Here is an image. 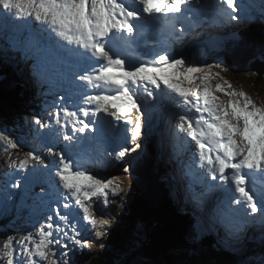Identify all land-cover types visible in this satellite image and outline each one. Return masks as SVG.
Instances as JSON below:
<instances>
[{
  "label": "snow or ice",
  "instance_id": "snow-or-ice-1",
  "mask_svg": "<svg viewBox=\"0 0 264 264\" xmlns=\"http://www.w3.org/2000/svg\"><path fill=\"white\" fill-rule=\"evenodd\" d=\"M0 18L4 25L25 22L22 31L8 34L4 53L31 61V74L42 84L52 82L54 71L67 85L60 103L68 100L75 108L53 106L46 116L37 114L28 121L37 136L46 130L66 143L58 153L54 146L46 148L53 158L47 164L34 150L24 152L18 162L21 175L3 194L12 200L17 192L8 188L22 189L23 198L35 196L41 202L58 195L48 201L51 214L38 228L19 239L5 237L0 264H69L64 259L68 252H57L62 240L81 251L91 247V241L77 238L80 222L92 229L106 225L96 216L97 202L107 205L124 193L120 177L101 176L94 169L119 163L141 148L145 105L182 109L177 135L184 133V143L194 145L206 191L225 187L233 193L217 205L213 226L234 239L249 228L264 234V103L213 71L222 64L186 63L170 50L171 40L205 22L264 25V0H0ZM181 21L187 29L176 28ZM151 35H163L165 47L149 50V42L157 43L148 41ZM214 78L230 89L215 85L227 101L215 95ZM119 142L131 147L108 151ZM0 143L6 150L20 147L4 132ZM192 199L202 206L199 196ZM201 227L198 218L194 228ZM62 247L68 249V244ZM244 264H264V245L259 254L246 255Z\"/></svg>",
  "mask_w": 264,
  "mask_h": 264
},
{
  "label": "rangeland",
  "instance_id": "rangeland-1",
  "mask_svg": "<svg viewBox=\"0 0 264 264\" xmlns=\"http://www.w3.org/2000/svg\"><path fill=\"white\" fill-rule=\"evenodd\" d=\"M20 23L22 21H19ZM12 23V22H11ZM10 23V24H11ZM28 23H32V21H28ZM9 25H6L7 27H10ZM260 24L259 22L252 24V25H248V24H244L242 23V27H244L243 29L246 30L247 33L244 32L243 29H241L242 27H232L231 23H224V24H220L218 26L222 27L224 29V32L226 34H228L230 36L231 41L235 40V37L233 35V33L236 34V32H239L240 29L243 31L244 36L248 37L251 36L253 33V30H255L256 26ZM25 27V23L24 26L22 28ZM21 27L17 28L20 29L21 31L23 30ZM217 28V29H218ZM220 28V29H222ZM264 28V27H262ZM6 30V33L9 34L10 32H14L16 29L14 28H6L3 25L2 22V18H0V31H3L4 36H6V33L4 30ZM231 29V30H230ZM196 32H193V29L188 30L179 40H172L171 42V50L173 52V54L177 57L183 56L186 60V63H195L197 65H201V66H206V65H211V64H216V63H220L222 64V69H213V71H220L221 76L228 81H231L232 87L240 90L242 89L243 91L247 92L254 101H256L258 104L264 103V89L252 84V82L244 75L240 74L237 70V65H227L226 64V53H230V52H234V50H236V48L233 49L232 46H235V43H231L232 46L228 45V41L226 42V44L224 45V43L222 45L226 46V47H219L220 52H218L217 55H214L213 60H210L208 58V56H210V54L213 53V47L218 44V39H214L213 36L215 35V28L213 29L212 25H208V31L204 32V30L199 27L197 29H195ZM208 32V33H207ZM193 33V34H192ZM207 33V36L205 35ZM211 33H214V35H210ZM224 34V33H221ZM248 36H247V35ZM193 39H192V38ZM8 36L6 37V39L0 38V50H1V54L3 57H8L10 55H12V52L9 51L7 52V54L4 53L3 49L6 48V40H7ZM224 38V37H222ZM221 38V39H222ZM203 40V41H202ZM205 43V44H204ZM205 45V46H204ZM230 49V51H228ZM202 54L206 55V60H207V64L204 63V61L202 62ZM9 58L6 59V61L8 62ZM11 62L12 64L17 67L20 71V80L25 82V85H29V79H30V73L28 71V67H30L31 61L25 62V60L21 59L20 55L18 53L13 52V57L11 58ZM230 63V60L229 62ZM31 68V67H30ZM3 75H0V93L3 96V99L0 95V101L2 102H12L16 100V102L18 100H20V103H23V99L24 98H14L13 97V91H12V87L11 84L9 83V79L7 80V78H3ZM219 82H222L220 84H223L224 81L220 80L219 78H214L210 81L214 92L215 91V85ZM54 83L53 80V74H52V82ZM20 85V84H19ZM21 86V85H20ZM22 87V86H21ZM67 87L66 84L63 85L62 89H58V90H51L49 91L52 95H53V99L52 101L55 103V98H57V100H59L60 96H63V94H66V92L64 91V89ZM24 94L26 96V90L24 87H22ZM225 91H230V89H228L227 85L224 86ZM220 93H223L222 91H218ZM28 93V98L30 103L35 102L36 99L33 97L37 96V93L32 91L33 95L29 92V90H27ZM219 93V97L222 100V96ZM224 94V93H223ZM216 95V94H215ZM225 98H228L227 96ZM39 100V99H38ZM19 103V104H20ZM51 101L48 100V102H39V103H33L32 105H30L31 107V111H34L35 113L38 114V110L39 108H46L47 111H43L40 115L42 116H46L47 112L51 110ZM67 103H63L61 104L59 102V106H67ZM16 104H13V107H15ZM12 107V109H13ZM39 107V108H38ZM69 107V106H68ZM145 108L147 110V114H148V121L147 123H145V133H150L152 134V137L154 136V134L156 133L157 135L160 133V129L161 127H164V129L166 131L163 130V133L161 135H164L167 138H170L172 136H174L175 134H177V119L179 115H184L185 112L180 109L175 107L174 105H169L166 108L160 109V108H151V106L149 105H145ZM74 110V109H73ZM157 111V113H155ZM16 111L14 112L13 116L11 119H8L9 116L7 117H2L0 116V121H7L6 123V129L8 131V135H11L13 139H16L19 143H24L25 145H21L20 148L22 149H28L27 151H35L37 154L41 155L44 157L45 163H50L52 161V157H49L46 153V148L49 147L47 143H44L43 140H45V136H48V139H53L55 138L52 134L48 133L46 130L43 132V134L41 136H37L36 134V126L34 125H30L28 123V121L32 118L31 115H28V113H21L20 115V128H18L19 130H10L9 127L11 125H13L12 121H14V116H15ZM10 120V121H9ZM12 120V121H11ZM163 121L164 125L161 126L159 125V123ZM150 125L153 127L152 131L149 132L146 128V126ZM0 132H4L6 133V130L4 128L3 125H0ZM182 135H185L184 133H179ZM159 135V136H161ZM27 137H29L30 140H32L33 142H30L27 140ZM152 140L153 144L156 146L157 143L153 141V139L147 140V138H145V136L141 138V142L143 141L144 143V150L141 147V152L140 153H133L130 152L128 155H126L125 157L128 160L131 161H123L121 163V161L119 163H113L112 166L110 167H99V173L101 176H118L120 177V179L123 181V188H124V193L119 196V197H113L112 198V202H110L107 205H104L102 202H97V211H96V216L97 218H105L104 220L106 221H112L113 219L116 220V222L118 223H122V220L119 221V216H121V211L120 208H117V212H114V210H116L115 207L116 204H118L119 206H122V198L124 200L128 199H134L133 195L135 196V198L137 197L139 203L142 204V206H144V201H147V206L151 209H154L153 205L151 204V202L149 201V198L142 195L140 192L137 193V195L135 194V190H139L140 188L142 189L143 193L146 194V187H151L153 188L154 186V176L156 175V170H155V165L158 163L156 162V160H161V158L158 157H150L147 154V151L150 147V145L152 144L150 141ZM158 140V139H157ZM35 142V143H34ZM42 146L38 147L39 143H42ZM160 144L162 146V141H160ZM28 145V147H27ZM2 146V148L0 149V151L5 152L4 155H0V166L3 168H8L9 166L13 167L15 169V172H10L8 171L7 174L1 173L0 172V196L3 197V200L0 197V203L4 202L0 205V222H8L10 225L8 227H10V230H13V232H15V237H17L19 234H26L28 232L29 229H26L22 226H20L17 222L12 220V215H14L15 213H20L23 218L25 219H32V220H36L37 217L35 215L36 210L38 209V206H30L29 207V211H27L26 213L23 212V207L25 206V203L27 205H35L38 203V199L35 196H31L29 198H23L24 202L21 200V195H22V189L21 190H13L8 188V191H14L17 192V195L14 197L17 200V204H11L8 203V199L6 198V196H4L3 191L6 188L7 185H10L11 183L15 182V179L19 178V176L21 175V170H19L18 168V162L19 159L23 158V153L27 152L26 150H20V149H15V153H10L5 149V146L3 144H0V147ZM121 147H131V145L129 143H124V142H119L118 144L112 146L110 148V151H119L121 149ZM192 148H194V145L191 146L190 149V153L193 155V150ZM8 150H11L12 152L14 151L13 149L9 148ZM138 150V149H137ZM153 151V149H152ZM164 151V150H163ZM166 154L168 153V151H164ZM173 154V156L177 157V154L175 152H171ZM7 154V155H6ZM194 162L195 159L193 158ZM102 163V161H101ZM137 165V168L136 166ZM127 167L129 169L128 172H124L123 169ZM170 168V167H169ZM184 169V181L185 183V196L186 198L182 200V195L180 194V192L178 191L179 189V185L177 183V181L175 180V178H173L171 170L169 171V175H167L166 177V182L169 183L170 185V189L172 192V199L175 202V206H176V211L177 212H182L185 215H187L190 218V223L192 225V227L194 228V225L197 223V219L199 218L201 221L204 220L203 217L208 218L209 220H212V214L214 212V210L216 209L217 205L219 203L217 202H211L208 204H204L202 205V209H201V216H198L200 214H196L195 210L192 208L191 205V201L195 202L192 197L195 196H199L200 193H202L204 191L203 187L200 184H194L192 181V175H199L201 177V172L202 170H196L194 168H191L190 166H185L183 167ZM163 170H165V168H163ZM160 171V175L162 176V178L164 179L162 173H161V167L159 169ZM157 180V179H156ZM209 180V178H208ZM159 181V180H157ZM165 181H163L164 183ZM206 184V182H205ZM138 186L140 187L138 189ZM37 191H39V189H36ZM206 190V189H205ZM211 192H214L213 190H211ZM133 193V195H132ZM58 195V193H54L51 197L46 196L44 197V201L41 202V200H39V204L40 205H44L46 207L49 208L50 212H51V207L52 205H50L48 203L49 200H55L56 196ZM148 198V200L146 199ZM131 200V201H132ZM11 202H15L13 199L10 200ZM163 202V199L160 200ZM129 205L131 204V202H127ZM164 203V202H163ZM140 209V208H139ZM49 210L47 208H40L38 210V217L41 223H44L45 218L47 215H49ZM147 214V212H145ZM51 214V213H50ZM160 216V215H158ZM17 219L19 220V222H22L20 215L16 214ZM112 217V218H111ZM132 217V216H130ZM25 225H34V223L31 222H24ZM137 225V220L131 222L128 226L131 227H136ZM149 223L144 225V228L142 227V232L141 234L136 238L134 237H129V240H125L124 238L122 239L121 243L124 247H130L132 246V243H135L138 239H140L143 242V246L142 247V251L141 252H145L148 253L149 251L153 250L157 244V234L155 233H151V231H147L146 229H148L149 227ZM40 225L33 227L38 228ZM107 225H103V226H98L96 229H92L90 226H86V222L81 221L80 225H79V231H80V236L77 237L78 239H86L92 242L91 247L88 249H84V250H77L73 244L71 243V241L69 240H62V245L64 243L68 244V249H64L62 247V245L60 247H58L57 252L59 254V252L61 251H67L68 252V256L65 257L64 259H67L69 264H95L92 261H89L87 263V261L90 259V255L94 252L96 255L94 257H101V254L104 255L105 250L108 249V246L102 242L103 237L105 236V234H109L110 233V229L108 230V227H106ZM213 225H211L212 227ZM137 230L138 227L136 228ZM195 231H201L203 230H209L212 232H220L222 239L218 242H220L225 250V252H227L228 254L234 255V257L230 258L233 261V258L236 259V257H244L247 254L248 249L251 250L250 255L252 254H259L261 249H262V245H264V234H262V232L259 230V228H249L245 233H243L241 235V237L239 239H234L232 237H228L225 235L224 230L222 228H219V226L216 227H208L207 226V222L202 225L201 228H194ZM145 231L147 233H145ZM13 232H10V234L14 235ZM148 234L147 236L143 237L144 234ZM152 234V235H151ZM69 235L71 236L72 233L69 230ZM103 235V237H102ZM197 235H199L197 233ZM214 239V236H213ZM156 241V242H155ZM214 241L216 242V240L214 239ZM4 242H1L0 245H2ZM217 243V242H216ZM225 243L227 244V246L225 245ZM259 243L260 246H258V248H256L255 244ZM193 249H187L185 251V255H190L192 256L191 252ZM232 251H234L235 253H232ZM164 253V252H163ZM168 253V252H167ZM172 253H170V255H165V259H164V263L166 264V262L169 260H175L176 262H179L180 264H182V259L178 256H171ZM194 253L195 257H193L192 259L197 262L198 264H220V262H215L212 258H208V257H203L200 256L199 254ZM210 256L212 254L208 253ZM4 256V250L2 248H0V257ZM201 257V258H200ZM209 260H207V259ZM206 259V260H205ZM193 261V262H194ZM151 262L149 260V258H145V259H141V263H149ZM192 262V263H193ZM214 262V263H213ZM191 263V264H192ZM227 263V262H226ZM233 263V262H232Z\"/></svg>",
  "mask_w": 264,
  "mask_h": 264
},
{
  "label": "trees",
  "instance_id": "trees-1",
  "mask_svg": "<svg viewBox=\"0 0 264 264\" xmlns=\"http://www.w3.org/2000/svg\"><path fill=\"white\" fill-rule=\"evenodd\" d=\"M262 27H264V25L258 24L255 30H253L251 36H248L246 34L248 37L244 36V33L241 30L244 27H242L238 32V37L235 36V41L239 44V46L238 48H236V50H234V52L226 53V63L228 65H237L238 63V72L240 74H244L245 76H249L252 80L254 76L257 75L260 81L255 82V85L264 89V49H262V45H264V37L262 38L263 43L260 39L262 35L264 36V29ZM244 32L247 33L246 30H244ZM227 41L228 45L232 46L231 39L229 38ZM226 42L224 43V45L226 44ZM224 45L220 44L216 47L217 51L212 54L210 60H213L214 55H217L218 52H220L219 47H226ZM232 47L234 49V46ZM228 51H230V49ZM9 57L10 56H8L7 58L3 57L0 50V74H4V72H7L15 79L16 82H21L20 76L14 66L12 64L7 63L6 61V59H8ZM203 57L206 58L207 56L204 55ZM205 60L206 59H202L201 61L203 62ZM229 60L230 63H228ZM1 70L9 71L3 72ZM19 103L20 100H18L17 102L15 100L13 103L9 102V106L7 107L0 104L2 107H4V109H0L1 118L10 115L13 116L14 112L17 111ZM13 104H16V109L14 111H12ZM13 119L14 121L11 120L13 125H11L9 129L13 131L19 130V125H17L15 116ZM150 142L152 143L150 147L154 149L155 145L153 144L152 140ZM1 148L2 146L0 147V149ZM152 149H148V156L152 158L158 157V155H154ZM135 166L137 167V165ZM156 185L160 187L159 190H162V185L160 183H157ZM145 191L146 194H144L143 191L135 190V194L137 195V193L140 192L142 195L148 197L149 201L152 204L153 188L146 187ZM163 194L165 197L164 202H166V205L168 207V218L165 214H162L161 218L163 220H158L161 226L164 224V230L162 232L159 229L156 230V239L158 240V243L156 244L153 250L149 251L148 253L141 252V245L144 241H141L140 239H138L135 243H132V246L130 247H124L121 243L123 238L125 240H129V237L132 238L135 236L134 239H136L141 234L142 227L144 228V225L149 221V219H155L157 221L155 215H153V209L147 206V201H144V208H141L143 206L141 203H139L136 197V201H134V203H131L130 205L126 203L122 207L116 204L115 207H112L115 209L120 208L121 220L123 222V225L122 223L116 222V220L114 219L110 222L106 220V227H108V230L110 229V233L105 234L104 237L102 235L103 239L100 240H102V242L108 246V249L105 250L104 255L101 254V257H94L96 254L92 253L87 263L89 261H92L95 264H163L165 259L164 254L170 255V253H172L171 256H178L182 259V264H191L194 261L192 259L193 257H195L194 253L200 255L202 254L201 256H203V253L201 252L210 251L213 254L211 258H213L215 262H220V264H244L245 256L250 255L251 253L250 249H248L247 254L244 257L238 256L236 257V259L233 258L232 261L230 258L234 257V255L225 252L222 244L218 242L222 239L220 232H212L209 230H204V232L203 230L194 232L195 229L190 223V218L184 213L176 211L175 202L171 198L173 195L169 185L165 184ZM148 198L146 199L148 200ZM139 208H141V210ZM127 211H130L132 213V217L123 214ZM148 211L150 212V214H148ZM145 212H147V214ZM135 220H137V225L135 228L128 226L131 222ZM9 225L10 224L8 222H0V243L4 242L5 237L13 236L10 235L8 232L10 231V227H8ZM137 227L139 230L136 229ZM145 233L147 232L145 231ZM197 233L199 235H197ZM147 235L148 234H144L143 237ZM213 236L217 243L214 241ZM225 245L227 246L226 243ZM191 248H193L191 252L192 256L185 255V251ZM232 253L235 252L232 251ZM145 258H149L151 262L141 263V259ZM166 264L180 263L176 262L175 260H169V262L167 261ZM192 264L198 263L194 261Z\"/></svg>",
  "mask_w": 264,
  "mask_h": 264
},
{
  "label": "bare ground",
  "instance_id": "bare-ground-1",
  "mask_svg": "<svg viewBox=\"0 0 264 264\" xmlns=\"http://www.w3.org/2000/svg\"><path fill=\"white\" fill-rule=\"evenodd\" d=\"M205 2H209V0H205ZM213 26V29L215 28V35H214V33H211L210 35H214L213 36V38L214 39H218V44H216L212 49H213V53L214 52H216L217 50H216V47L218 46V45H220V44H223V43H225L229 38H230V36L228 35V34H226L225 32H224V29L222 28V27H219L218 28V26L219 25H212ZM181 27H185L186 29H187V24L185 23V22H183V21H181V22H178L177 24H176V28L177 29H179V28H181ZM204 24L201 26V28L204 30V32H206V31H208V26H206V27H204ZM218 28V29H217ZM220 28H222V29H220ZM197 29V28H196ZM231 30V29H230ZM188 31V30H187ZM186 31V32H187ZM208 33V32H207ZM207 33L205 34L206 36H207ZM221 33H224V34H221ZM193 34V33H192ZM235 36H237L238 37V32H236V35ZM234 36V37H235ZM222 37H224V38H222ZM192 38V37H191ZM222 38V39H221ZM147 39H149L150 41H157V43H155V44H153V46H154V51H159L161 48H163V47H165V42H164V36L163 35H151V36H149ZM193 39V38H192ZM203 41V40H202ZM171 42H172V40L170 41V50H171ZM233 43H235L236 45L234 46V48H238V46H239V44L235 41V40H233L232 41ZM205 44V43H204ZM205 46V45H204ZM172 51V50H171ZM212 53V54H213ZM212 54H210V56H208V58L210 59V57L212 56ZM202 56H204L203 54H202ZM10 57L12 58L13 57V52H12V55H10ZM9 57V60H8V62L7 63H9V64H12V62H11V58ZM202 59H206V58H204V57H202ZM204 63L205 64H207V60H205L204 61ZM227 64V63H226ZM13 65V64H12ZM228 65V64H227ZM14 66V65H13ZM14 68L16 69V71L18 72V74H19V76H20V71H19V69L17 68V67H15L14 66ZM28 69V71H29V73H30V79H29V82H30V84L32 85L33 83H37L38 85H40L41 87H47V91L49 92V91H51V90H58V89H62V87H63V85H64V83L62 82V81H60L57 77H56V75H55V72L53 71V80H54V83L55 84H53V83H50V84H42V83H40V82H37L34 78H33V76H32V74H31V68L30 67H28L27 68ZM0 75H3V78H7V80L9 79V82H10V84H11V87H12V93H13V97L14 98H16V99H20V98H24L25 97V95H22L23 94V90L21 89V87H20V83L22 82V83H24L25 84V82L24 81H21V82H16L15 81V79L11 76V75H9L7 72H4V74H0ZM242 75H244V74H242ZM245 76V75H244ZM251 82H252V84H256L255 82H259L260 81V79L258 78V76L256 75V76H254V78H253V80L249 77V76H246ZM2 78V79H3ZM219 83H222V82H219ZM54 85V86H53ZM26 90V89H25ZM225 90V89H224ZM65 91V90H64ZM219 93L220 92H218V91H216L215 92V94L219 97ZM224 93V92H223ZM223 93H220L221 94V98H223V97H225V95L223 94ZM0 95H1V93H0ZM65 95H67V93L66 94H63V96H65ZM1 97H2V99H3V96L1 95ZM227 99L228 98H225L224 99V101H227ZM59 101V100H58ZM14 102V101H13ZM60 102V101H59ZM64 103H67L66 105L67 106H69V108L70 109H74L75 110V108H74V105H73V103L71 102V101H68V100H65L64 101ZM0 104L1 105H3V106H5V107H7V106H9V103H7V102H2V101H0ZM23 103H20L19 105H22ZM18 105V106H19ZM58 106H59V103H58ZM16 107V106H15ZM15 107H13V110L12 111H14L16 108ZM39 108V107H38ZM43 111H47V109L46 108H39V110H38V114H41ZM113 111V110H112ZM155 113H157V111L155 112ZM20 115H21V113H19L18 111H16V114H15V120H16V122H17V125H20V122H21V119H20ZM32 117L33 116H35V115H37V113H35L34 111H31V114H30ZM103 113H101L100 114V116L98 117V118H102L103 117ZM148 114L146 115V123H147V121H148ZM159 125H161V126H163L164 125V122L163 121H161L160 123H159ZM18 128H20V126L18 127ZM146 128H147V130L149 131V132H151L152 131V129H153V127L152 126H150V125H148L147 124V126H146ZM21 129V128H20ZM163 130L164 131H166L165 129H164V127H161V129H160V133L162 134L163 133ZM154 134V136L152 137V134H150V133H145V128L143 129V137L145 136V138H147V140H150V139H153L154 140V142H156L157 143V145L154 147V149H153V152H154V155H158L160 158H161V160L159 161V160H156V162H158L155 166V170H156V175L154 176V178H156L157 180H159V181H157L156 179H154V186H153V201H152V205H153V207H154V209H155V211L153 210V215H155V217H156V219H157V221L155 220V219H149V221L147 222V223H149L150 225H149V227H148V229H146L147 231H151V233H155L156 232V230L157 229H159L161 232L164 230V224L161 226L160 224H159V222H158V220L159 219H162L161 218V215L162 214H165L166 215V217L168 218V207H167V205H166V202H164L165 201V197H164V194H163V189H164V186H165V184H167V185H169V183H167L166 182V177H167V175H169V171L171 170V173H172V176H173V178H175V180L177 181V183H178V185H179V189H178V191L180 192V194L182 195V200L183 199H185L186 198V196H185V181H184V169H183V167H185V166H190L191 168H194V169H196V170H199V166H198V163L196 162L197 160H198V158H195V162H194V160H193V155L190 153V149H191V147L190 146H187L185 143H184V135H182V134H175L174 136H172L171 137V139L170 138H167V137H165L164 135H161V134ZM159 135H161V136H159ZM45 140H43V142L44 143H47L48 144V146H49V144H52L53 142H54V140L56 139V138H53V139H48V136L46 135L45 136ZM158 139V140H157ZM27 140L28 141H30V142H33L32 140H30L29 139V137H27ZM56 140H58V142H59V145L63 148V146H64V144L66 143L65 141H63V139H62V137L61 138H59V139H56ZM160 141H162V146H161V144H160ZM43 142L42 143H39L38 144V147L39 146H42L43 145ZM35 143V142H34ZM116 144H118V143H116ZM116 144H113V145H111L110 147H108V151H110V148L112 147V146H114V145H116ZM141 147L143 148V150H144V143H143V141L141 142ZM168 151V153L166 154L164 151ZM192 150H193V148H192ZM147 151V154H148V152H149V150H146ZM141 152V149H138V150H136V154L137 153H140ZM171 152H175L176 154H177V156H178V158L175 156H173V154L171 153ZM193 153V152H192ZM149 155V154H148ZM51 159H53V158H51ZM160 167H161V173H162V175H163V177H164V179L162 178V176L160 175V171H159V169H160ZM170 167V168H169ZM137 168V167H136ZM163 168H165V170H163ZM94 171H98V172H100L99 171V168H97V169H94ZM209 180H210V177H209ZM163 181H165L164 183H163ZM192 181H193V183L194 184H200L202 187H203V189H204V191L202 192V193H200L199 194V197H200V199L202 200V205H204V204H208V203H211V202H217V203H221L224 199H225V197L226 196H229V195H233V193H231L230 191H228V190H226V188L225 187H217V188H214V189H212L213 191H215V193L214 192H211V190L210 191H206L205 189H206V184H205V182H202V178L199 176V175H192ZM157 183H160L161 185H162V190H159L160 189V187H158L156 184ZM214 183H216V184H220V182L219 181H215ZM170 186V185H169ZM140 187L138 186V189H139ZM1 190V189H0ZM139 191H142V189L140 188L139 189ZM2 197V196H1ZM2 200H3V197L1 198ZM163 199V202L162 201H160V200H162ZM191 205H192V208L195 210V212H196V214L198 215V214H200V215H198V216H201V209H202V206H197V204H196V202H192L191 201ZM141 208H144V206L143 207H141ZM141 208H140V210H141ZM122 209V208H121ZM126 210V209H125ZM124 211V210H123ZM148 214H150V212L148 211ZM158 215H160V217L158 216ZM204 218V220L202 221V225H204L206 222H207V226L208 227H210V228H212L211 227V225H210V222L209 221H212V220H209L208 218H206V217H203ZM103 219H105V218H103ZM163 220V219H162ZM146 223V224H147ZM123 228V227H122ZM35 229L32 227V228H30L28 231H34ZM131 230V229H130ZM152 235V234H151ZM22 236V234H19L17 237H15L16 239H19L20 237ZM156 242V241H155ZM157 243H158V240H157ZM255 246H256V248H258V246H260V244L259 243H256L255 244ZM191 249H193V248H191ZM201 252V251H200ZM201 253H203V259H204V257H208V258H211V256L213 255L212 254V252H210V251H207V252H201ZM208 253H210V254H212L211 256L208 254ZM200 255V254H199ZM202 255V254H201ZM200 255V256H201ZM201 258V257H200ZM207 259V258H206ZM205 259V260H206ZM213 259V258H212ZM208 260V259H207ZM209 261V260H208ZM214 263V262H213Z\"/></svg>",
  "mask_w": 264,
  "mask_h": 264
},
{
  "label": "water",
  "instance_id": "water-1",
  "mask_svg": "<svg viewBox=\"0 0 264 264\" xmlns=\"http://www.w3.org/2000/svg\"><path fill=\"white\" fill-rule=\"evenodd\" d=\"M13 96H14V95H13ZM0 108H1V109H4V107H2L1 105H0ZM133 202H134V201H132V203H133Z\"/></svg>",
  "mask_w": 264,
  "mask_h": 264
}]
</instances>
